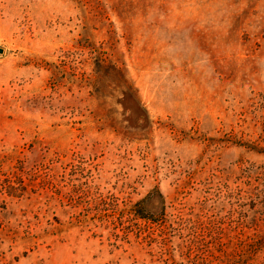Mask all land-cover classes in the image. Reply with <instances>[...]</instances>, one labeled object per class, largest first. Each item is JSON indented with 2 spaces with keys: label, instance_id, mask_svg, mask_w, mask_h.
I'll return each instance as SVG.
<instances>
[{
  "label": "rangeland",
  "instance_id": "obj_1",
  "mask_svg": "<svg viewBox=\"0 0 264 264\" xmlns=\"http://www.w3.org/2000/svg\"><path fill=\"white\" fill-rule=\"evenodd\" d=\"M263 165L264 0H0V264H198Z\"/></svg>",
  "mask_w": 264,
  "mask_h": 264
},
{
  "label": "trees",
  "instance_id": "obj_2",
  "mask_svg": "<svg viewBox=\"0 0 264 264\" xmlns=\"http://www.w3.org/2000/svg\"><path fill=\"white\" fill-rule=\"evenodd\" d=\"M259 174L263 188L257 186L254 189L258 193V198L260 197L264 202V165L260 167ZM250 192L254 195L253 190ZM262 202L257 199L253 201V206L261 209H254L252 214H245L244 218L248 223L244 226L246 232L241 233L239 241L234 243L230 250L221 247L218 252L212 251L208 256H203L198 260V264H264V203ZM248 228H251V233Z\"/></svg>",
  "mask_w": 264,
  "mask_h": 264
}]
</instances>
